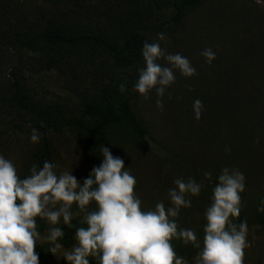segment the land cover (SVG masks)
<instances>
[{
    "label": "rangeland",
    "instance_id": "obj_1",
    "mask_svg": "<svg viewBox=\"0 0 264 264\" xmlns=\"http://www.w3.org/2000/svg\"><path fill=\"white\" fill-rule=\"evenodd\" d=\"M154 1L134 6L112 0L106 6L110 14L132 8L150 40L149 63L126 69L140 75L139 86L124 92L146 129L144 140L125 128L112 140L118 169L113 250L119 264H140L142 244L164 238L181 244L174 264H264L262 106L246 108L244 118L231 116L235 95L248 88L255 92L258 85L252 78L249 87L240 83L253 70L264 73V0H201L179 22L170 20L169 0ZM95 7L98 14L94 10L80 19L108 23L102 6ZM32 61L0 46V208L29 172L39 144L24 121L16 118L21 128L14 126L7 102L11 72L24 76L37 97L71 110L110 72L99 59L39 72L30 69ZM236 76L242 78L237 86ZM238 122H245L241 130ZM237 132L246 135L249 150L229 158ZM52 146V163L35 196L45 228L23 233L17 246L0 243V264H75L77 256L88 254L100 155L94 142L68 133L54 134ZM69 220L85 222L86 228L74 244L63 246L57 235ZM35 245L39 259L31 254Z\"/></svg>",
    "mask_w": 264,
    "mask_h": 264
},
{
    "label": "trees",
    "instance_id": "obj_2",
    "mask_svg": "<svg viewBox=\"0 0 264 264\" xmlns=\"http://www.w3.org/2000/svg\"><path fill=\"white\" fill-rule=\"evenodd\" d=\"M111 1L37 0L35 4L27 6L29 0H0V46L11 48L14 53H22L34 60L30 63L33 72L67 69L74 63H91L97 59L103 68L105 66L110 71L105 73V80L96 84L93 93L83 97L81 106L76 110L37 97L24 76L11 72L12 79L7 84V102L13 108V119L19 118L25 122L28 131L37 133L39 144L31 155L29 172L0 208V243L17 246L23 233H35L45 228L44 217L35 196L53 160L52 136L68 133L94 142L100 155L92 181L95 211L89 231L94 238L87 244L88 254L77 256L74 263L119 264L120 255L113 250L117 243L113 202L118 169L113 157L112 140L115 131L121 128L127 129L137 139L144 140L146 129L137 120L124 92L128 88H138L140 75L129 74L126 69L149 63L150 40L139 28V19L132 8L110 14L107 7ZM115 1L117 5L124 3V0ZM142 1L151 6L154 0ZM200 1L169 0L172 8L170 20L179 22L186 11ZM130 2L135 6L139 0ZM97 3L102 6V13L110 17L109 22L91 24L88 20H81V16L87 18L94 10V14H98L99 9L95 7ZM124 14L129 15L122 18ZM104 56H108L109 60H104ZM251 78L258 81L256 91H248V88L242 94L241 91L236 94L231 116L243 117L241 112L246 108L252 109L255 104H259L260 111L262 106L261 114L264 116V73L254 74L253 70L247 81L243 80L244 83L240 85L249 87ZM236 79L237 86L242 78L236 76ZM16 120L14 126L21 128ZM244 123H236V129L241 130ZM224 128L230 129L226 122ZM248 129L250 134L254 133ZM237 134L236 146L226 153L229 158H239L246 148L249 150L243 141L246 135ZM259 142H264V139ZM262 146L258 148L261 150ZM85 228V222L69 220L60 224L57 238L63 246H70ZM180 252L182 247L177 240L163 238L157 242L146 241L140 248L139 260L140 264H174L175 256ZM31 254L39 259L40 247L33 246Z\"/></svg>",
    "mask_w": 264,
    "mask_h": 264
}]
</instances>
